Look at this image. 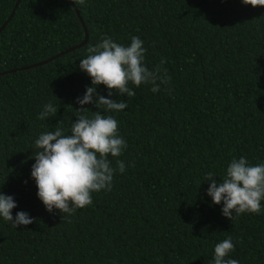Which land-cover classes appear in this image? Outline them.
Wrapping results in <instances>:
<instances>
[{
  "label": "trees",
  "instance_id": "obj_1",
  "mask_svg": "<svg viewBox=\"0 0 264 264\" xmlns=\"http://www.w3.org/2000/svg\"><path fill=\"white\" fill-rule=\"evenodd\" d=\"M15 2L0 0V25ZM85 31L82 45L21 68L79 43ZM105 36L125 46L138 36L145 65L171 80L155 93L150 84L130 85L134 97H109L105 85L97 87L128 105L121 112L84 105L119 122L127 148L109 159L114 168L124 161L125 171H116L111 191L94 192L91 205L71 216L50 213L31 177L35 140L61 120L70 134L77 98L92 86L80 60ZM12 68L0 73V192L14 197L13 218L24 211L34 222L14 227L0 216V264H213L215 245L229 237V258L264 264V201L259 214L231 220L207 194L206 180L211 172L222 181L233 158L264 163V7L243 0H19L0 29V71ZM48 102L57 115L38 119Z\"/></svg>",
  "mask_w": 264,
  "mask_h": 264
},
{
  "label": "clouds",
  "instance_id": "obj_2",
  "mask_svg": "<svg viewBox=\"0 0 264 264\" xmlns=\"http://www.w3.org/2000/svg\"><path fill=\"white\" fill-rule=\"evenodd\" d=\"M74 2L79 6L85 0ZM243 3L264 7V0H243ZM143 44L138 36H133L127 46L107 36L94 46L89 44L87 56L80 60L79 67L91 77L92 86L86 88L83 97L77 98L76 103L81 107L77 109L78 119L72 122L70 134L65 133L61 120L58 123L61 126L55 131L44 132L35 140L38 151L34 154L31 177L36 182L39 199L50 213L58 209L62 214L71 216L77 209L91 205L92 194L102 190L111 191L116 171H125L124 161L117 159L114 168L109 159V156L120 157L127 148L126 141L119 134V122L112 115H103L102 111L93 112L84 105L95 103L100 110L121 112L128 107L127 103L99 95V85L103 84L109 89V97L114 93L134 97L136 93L130 85L139 87L150 84L151 91L155 93L161 90V84L171 80L170 76H160V67L149 70L145 65L147 50ZM165 62L161 60L160 63L163 65ZM89 111L91 116L88 115ZM56 115L57 108L48 102L38 119ZM206 180L211 181L207 194L214 204L223 203L222 214L225 217L232 220L234 215L261 212L264 163L252 165L244 156L233 158L222 181L218 183L211 172ZM16 207L13 196L0 192V216L4 220L12 222L14 227L34 222V218L24 211L13 218L12 210ZM234 248L231 237L217 243L213 264H239L238 260L229 258Z\"/></svg>",
  "mask_w": 264,
  "mask_h": 264
},
{
  "label": "water",
  "instance_id": "obj_3",
  "mask_svg": "<svg viewBox=\"0 0 264 264\" xmlns=\"http://www.w3.org/2000/svg\"><path fill=\"white\" fill-rule=\"evenodd\" d=\"M18 1H19V0H16V2H15V4H14V7H13V9H12V11H11V13H10L9 16L7 17V19H6V20L0 25V29L5 25V23H6V22L10 19V17L12 16V14H13V12H14V10H15V7L17 6ZM72 3H73V2H72ZM74 8H75V10H76V13H77L78 16L80 17V15H79V11H78V9H77V7H76L75 5H74ZM80 18H81V17H80ZM87 37H88V33L85 31V36H84V38H83L79 43H77V44H75V45H72V46H70V47H68V48H66V49H64V50H62V51H60V52H58V53H56V54H53L52 56H49L48 58H45V59L39 60V61L34 62V63H32V64H29V65H23V66H21V68H26V67H29V66H34V65L43 64V63L47 62L48 60L53 59V58L57 57L58 55L67 52V51L70 50V49H73V48H75V47H78V46L82 45V44L87 40ZM15 69H16V68H12V69H9V70L0 71V73L7 72V71H13V70H15Z\"/></svg>",
  "mask_w": 264,
  "mask_h": 264
}]
</instances>
